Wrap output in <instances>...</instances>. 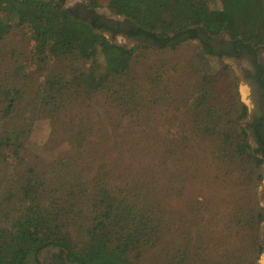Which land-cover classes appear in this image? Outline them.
I'll return each mask as SVG.
<instances>
[{"label":"rangeland","instance_id":"obj_1","mask_svg":"<svg viewBox=\"0 0 264 264\" xmlns=\"http://www.w3.org/2000/svg\"><path fill=\"white\" fill-rule=\"evenodd\" d=\"M90 2L65 0L64 6L79 3L90 6ZM208 2L209 10L222 7L220 0ZM97 3L98 6L90 7L116 20L125 17L112 12L107 0ZM78 16L81 19L80 13ZM102 35L110 43L128 50L146 45L141 40ZM200 51L201 46L194 40L163 51H137L131 67L139 81L146 83L149 65L166 69L163 86L167 102L152 103L151 111L149 105L132 111L118 101L117 91L88 90L81 82L93 65L91 60L75 55L41 60L35 55L30 29L14 22L10 32L0 39V138L26 125L28 130L26 139L20 141L23 148L18 156H9L10 151L4 149V156L0 157V229L10 228L29 204L24 202L28 182L31 187L43 185L53 197L74 207L69 231L75 242L83 240L85 229L91 225L94 216L91 201L103 187L136 188L150 182L155 189L150 194L167 205L166 178L174 170L170 167L162 174L152 172V166H159L160 160L149 152L153 143L149 131L166 132L169 136L187 133L192 137L193 154L175 163V170L182 178V194L172 197L170 205L177 222L173 221L176 227L172 233L176 235L179 228L181 244L191 240L186 248L194 258L188 264H264V164L257 173L249 164L245 171L241 165L216 166L212 150L223 144V133L217 127L211 133L214 136L208 138L199 131L207 127L200 119L195 124V104L202 98V92L188 96L187 82L196 85L198 91L209 82L214 104L220 108L219 130L224 132L227 123L231 126L230 121L238 114L237 108L230 106L233 93L241 105H248L245 89L236 75L238 72H233L227 60L214 54L201 58ZM105 56L100 54L93 66L99 69L97 76L106 71ZM175 63L188 68L176 74ZM60 73L65 77L60 80L59 95L46 90V85ZM189 97H193L190 106L176 101ZM245 117L235 126L243 128ZM239 209H244V218L259 210L263 220L254 229L245 219L241 220V227H236L230 218ZM185 230L191 232L187 238L183 236ZM253 239L262 245L259 255L249 251ZM165 246L161 242L157 249L138 252L133 256V264H165Z\"/></svg>","mask_w":264,"mask_h":264},{"label":"trees","instance_id":"obj_2","mask_svg":"<svg viewBox=\"0 0 264 264\" xmlns=\"http://www.w3.org/2000/svg\"><path fill=\"white\" fill-rule=\"evenodd\" d=\"M107 1L112 12L125 16L138 32L141 31L147 38L153 39V42L148 41V44L135 46L130 50L114 45L74 16L64 6L63 0H0V39L10 32L15 22L30 29L35 41V55L41 60L72 55L91 60L93 65L82 76L81 82L86 84L88 90L117 91L115 94L118 95V101H122L132 111H136L137 107L147 108L148 105L151 111L152 103L161 105L167 102L166 88L163 86L166 84L163 80L166 69L164 66L149 65L146 83L139 81L131 67L133 55L137 51L176 48L193 40L194 35L190 29L199 26L212 34L226 31L233 38L241 37L255 45L264 44V0H220L222 7L211 8L212 10L207 9L208 0ZM90 6H98L97 0H91ZM156 37L169 41H156ZM198 44L201 46V58L212 54L202 48V44ZM102 53L107 59L106 71L97 76L99 69L93 66ZM171 63L172 61L168 64ZM185 68L188 66L175 63L176 74L181 69L183 73ZM61 74L47 82L46 90L59 95L62 93L60 80L65 75ZM187 89L188 96L202 92V98L195 104V124L200 119L207 127L199 131L208 138L214 136L211 133L217 127L218 132L223 133V144L214 146L212 150L216 166L241 165L245 171L249 164L253 172L257 173L263 161L250 147L244 128L235 126V123L246 116V108L237 101L236 95L233 93L230 106L237 108L235 111L238 114L234 113L236 115L230 121L231 126L227 123L224 132L219 130L220 108L214 104L209 82L199 91L196 85L187 82ZM176 101H183L181 105L190 106L193 97ZM27 130L26 125L0 138V157L4 156V149L10 151L9 156H18L23 148L20 141L26 139ZM149 135L153 142L149 152L158 155L160 160L159 166H152V172L162 174L170 167L174 170L166 178L167 205L150 194V190L155 189L147 181L140 187L135 186L136 188L103 187L97 192V198L91 201L94 203L91 225L85 229L83 240L75 242L69 231L74 207L53 197L43 185L31 187L28 182L25 186L24 202L29 204L22 209L10 228L0 229V264H42L39 256L49 247L66 251L67 259L72 263L133 264V256L138 252L157 249L161 242L166 245L163 249L165 264H188L187 261L194 258L189 256L186 248V243L189 241L191 244V240L181 244L177 234L179 228L176 229V235L172 233L176 227L174 222H177L171 215L174 210L170 203L172 197L177 195L178 198L182 194V178L180 179V173L175 170V163L183 162L193 154V147L190 145L192 137L187 133L169 136L166 132L156 134L153 131H149ZM244 217V209H239L234 211L230 221L236 227H241V220L245 219L254 229L263 220L259 210H253ZM190 235V231H183L186 238ZM262 249L259 241L253 239L249 247L250 253L259 255Z\"/></svg>","mask_w":264,"mask_h":264},{"label":"flooded vegetation","instance_id":"obj_3","mask_svg":"<svg viewBox=\"0 0 264 264\" xmlns=\"http://www.w3.org/2000/svg\"><path fill=\"white\" fill-rule=\"evenodd\" d=\"M69 11L79 19L80 13L81 20L92 27L95 33L108 35L113 39L123 36L131 41L141 40L145 41L144 44L153 42V39L147 38L141 31L138 32L126 17L116 20L106 12L101 13L91 8L89 3L78 4ZM190 30L193 32L194 41L202 44L204 49L218 58L227 60L226 63L233 72H238L236 75L244 86L248 100L243 128L250 147L264 164V44L255 45L241 37L233 38L224 31L212 34L203 26L192 27ZM157 40L169 41L156 37ZM262 244L264 248V236ZM66 255V251L60 248L49 247L40 254V259L42 264H77L69 262Z\"/></svg>","mask_w":264,"mask_h":264},{"label":"water","instance_id":"obj_4","mask_svg":"<svg viewBox=\"0 0 264 264\" xmlns=\"http://www.w3.org/2000/svg\"><path fill=\"white\" fill-rule=\"evenodd\" d=\"M65 1V0H64ZM79 4H81V3H79ZM76 5H78V4H76ZM76 5H73V6H67V9L68 10H72Z\"/></svg>","mask_w":264,"mask_h":264}]
</instances>
